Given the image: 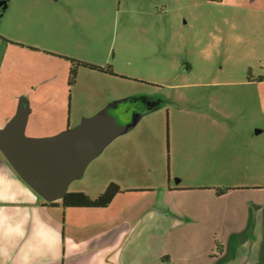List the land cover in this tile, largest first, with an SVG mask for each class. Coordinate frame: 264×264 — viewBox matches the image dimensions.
<instances>
[{
    "label": "rangeland",
    "instance_id": "rangeland-1",
    "mask_svg": "<svg viewBox=\"0 0 264 264\" xmlns=\"http://www.w3.org/2000/svg\"><path fill=\"white\" fill-rule=\"evenodd\" d=\"M2 3L0 38L40 52L12 47L3 58L0 39V100L21 92L19 75L50 70L55 79L35 95L49 97V111L64 109L65 130L115 117L118 131L73 173L67 192L94 198L111 182L156 186L169 178L175 185L182 177L225 184L220 173L227 167L211 160H241L250 138L240 129H264V0ZM71 59L105 70L75 64L69 92L63 78ZM256 140L264 143V134ZM227 149L237 155L227 158Z\"/></svg>",
    "mask_w": 264,
    "mask_h": 264
},
{
    "label": "crops",
    "instance_id": "crops-1",
    "mask_svg": "<svg viewBox=\"0 0 264 264\" xmlns=\"http://www.w3.org/2000/svg\"><path fill=\"white\" fill-rule=\"evenodd\" d=\"M0 39L3 58L12 47L40 52ZM65 65L70 92L71 65ZM36 70L19 75L21 92L7 91L0 100V131L22 100L28 105L27 137H52L68 128L64 109L49 111V97L44 102L43 94L35 95L55 75ZM240 130L250 138L246 156L211 160L212 166L227 167L220 173L227 183L182 177L175 185L169 178L156 186L120 184L122 191L106 207H64L62 199L45 203L0 150V264H264V143L256 144L264 129ZM210 151L217 156L215 148ZM231 151H225L227 158ZM233 166L241 169H228Z\"/></svg>",
    "mask_w": 264,
    "mask_h": 264
},
{
    "label": "water",
    "instance_id": "water-1",
    "mask_svg": "<svg viewBox=\"0 0 264 264\" xmlns=\"http://www.w3.org/2000/svg\"><path fill=\"white\" fill-rule=\"evenodd\" d=\"M27 115L28 105L22 100L17 114L0 131V150L22 179L49 202L63 199L73 173L82 169L118 131L115 117L102 114L73 130L31 138L24 133Z\"/></svg>",
    "mask_w": 264,
    "mask_h": 264
},
{
    "label": "trees",
    "instance_id": "trees-1",
    "mask_svg": "<svg viewBox=\"0 0 264 264\" xmlns=\"http://www.w3.org/2000/svg\"><path fill=\"white\" fill-rule=\"evenodd\" d=\"M71 68L69 72L68 84L74 86L76 83L77 69L75 64L87 66L93 69L104 71L102 67L85 63L82 61H76L71 59ZM122 190L120 186L111 182L107 188L96 197H91L89 194L83 191L66 192L62 199V205L64 207H106L108 206L113 198L120 193ZM43 199V198H42ZM47 203L46 200H44Z\"/></svg>",
    "mask_w": 264,
    "mask_h": 264
},
{
    "label": "flooded vegetation",
    "instance_id": "flooded-vegetation-1",
    "mask_svg": "<svg viewBox=\"0 0 264 264\" xmlns=\"http://www.w3.org/2000/svg\"><path fill=\"white\" fill-rule=\"evenodd\" d=\"M261 80H262V77L261 79H251L250 82H261Z\"/></svg>",
    "mask_w": 264,
    "mask_h": 264
},
{
    "label": "clouds",
    "instance_id": "clouds-1",
    "mask_svg": "<svg viewBox=\"0 0 264 264\" xmlns=\"http://www.w3.org/2000/svg\"><path fill=\"white\" fill-rule=\"evenodd\" d=\"M205 58L207 59V58H209L208 56H205Z\"/></svg>",
    "mask_w": 264,
    "mask_h": 264
}]
</instances>
